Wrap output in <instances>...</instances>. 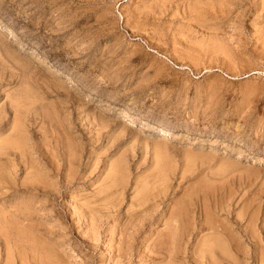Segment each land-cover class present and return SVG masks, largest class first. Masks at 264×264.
Returning <instances> with one entry per match:
<instances>
[{"label":"rangeland","instance_id":"rangeland-1","mask_svg":"<svg viewBox=\"0 0 264 264\" xmlns=\"http://www.w3.org/2000/svg\"><path fill=\"white\" fill-rule=\"evenodd\" d=\"M0 149V264H264V0H0Z\"/></svg>","mask_w":264,"mask_h":264},{"label":"bare ground","instance_id":"bare-ground-1","mask_svg":"<svg viewBox=\"0 0 264 264\" xmlns=\"http://www.w3.org/2000/svg\"><path fill=\"white\" fill-rule=\"evenodd\" d=\"M68 84V83H67ZM15 132V131H14ZM19 132V131H18ZM12 135V134H11ZM10 136V135H9ZM19 138V137H18ZM14 139V138H13ZM19 140V139H18ZM21 141V140H20ZM10 142V141H9ZM16 142V141H15ZM7 142H5V144H6ZM11 144V143H10ZM16 146V145H15ZM55 146V145H54ZM2 147V146H1ZM10 147V146H9ZM22 147V146H21ZM1 150V149H0ZM5 150V149H4ZM59 150V149H58ZM1 151H3V149L1 150ZM14 151V150H13ZM19 152V151H18ZM13 157V156H12ZM56 159V158H55ZM24 162V161H23ZM29 162H31V161H29ZM31 166V163H30V165H28V167L29 168H31L30 167ZM33 168V167H32ZM3 179H4V177H3ZM140 194V193H139ZM4 217V216H3ZM178 219V218H177ZM179 226H180V224H178ZM209 226V225H208ZM213 227V226H212ZM183 228H184V225H183ZM210 229V228H209ZM214 229V228H213ZM219 229V228H218ZM24 230V229H23ZM182 230H184V229H181L179 232H181ZM215 230V229H214ZM223 231V230H222ZM221 230L219 231V233L220 232H222ZM254 231V230H253ZM217 232H218V230H217ZM226 233V232H225ZM15 234V233H14ZM27 234V233H26ZM224 235V234H223ZM264 235V234H263ZM175 236H177V235H175ZM225 236V235H224ZM229 237V236H228ZM176 237H174V239H175ZM177 238H178V236H177ZM174 239H173V241H174ZM218 240V239H217ZM221 240V239H220ZM262 240V239H261ZM260 242V241H259ZM27 243V242H26ZM35 243H37V242H35ZM30 244H33V243H30ZM39 243H37V245H38ZM215 243H213L211 246H213ZM35 245V244H34ZM36 246V245H35ZM39 246L41 247L42 246V244H39ZM215 246V245H214ZM29 247H31V246H29ZM33 247V246H32ZM32 247L30 248V249H32ZM38 247V246H37ZM40 247H38L37 249H39ZM35 248L36 247H34V250H35ZM207 248V247H206ZM264 248V247H263ZM29 249V248H28ZM205 249V248H204ZM44 250V249H43ZM32 251V250H31ZM42 251V250H41ZM207 251V250H206ZM237 251V250H236ZM35 252V251H34ZM32 253V252H31ZM41 253H43V252H41ZM47 253V252H46ZM40 254V253H39ZM49 254H51L49 251H48V254L47 255H49ZM36 255V254H35ZM46 255V256H47ZM45 256V255H44ZM38 257V256H37ZM39 257H42V255L41 256H39ZM48 257V256H47ZM51 257V256H50ZM44 259V258H43ZM46 260V259H45ZM49 260H50V258H49ZM42 261V260H41ZM44 261V260H43ZM52 261V260H51ZM262 261V260H261ZM47 262V261H46ZM43 263V262H42ZM45 263V262H44Z\"/></svg>","mask_w":264,"mask_h":264}]
</instances>
